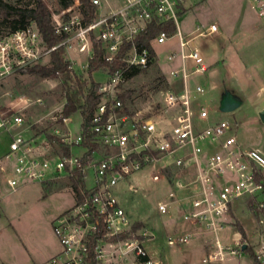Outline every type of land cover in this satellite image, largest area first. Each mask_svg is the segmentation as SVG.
<instances>
[{
    "label": "built area",
    "instance_id": "built-area-1",
    "mask_svg": "<svg viewBox=\"0 0 264 264\" xmlns=\"http://www.w3.org/2000/svg\"><path fill=\"white\" fill-rule=\"evenodd\" d=\"M190 1L91 0L98 8L97 18L87 25L81 23L80 14L69 20H66L68 14L58 21L52 19L54 32L63 37L55 46L47 47L43 43L33 23L0 38V80L15 71L43 64L59 47L64 48V58L71 64L70 51L86 55L88 60L92 45L99 42L104 62L112 65L121 48L131 44L121 57V65L105 74L106 81L99 85L100 101L87 129L100 151L92 152L91 160L83 163L87 148L82 146V131L76 137L69 131L62 137L56 136L68 147L69 154H60L55 148L54 155L46 158L36 153L34 140L16 131L23 125L19 115L14 111L0 113V130L9 136L8 152L4 155L8 165L0 168L8 190H17L27 183L45 182L53 176L68 178L75 170H79L85 180V171L91 172L93 186L86 187L89 196L53 220L52 232L60 252L44 264H161L149 257L145 243L150 237L138 229L132 230L134 222L115 195V188L122 182H126L131 193H136L134 179L146 170L150 171L152 182L165 180L171 185L167 201L157 204L158 212L166 215L172 206L182 207V222L212 237L203 263H221L245 254L241 241L223 244L219 233L234 202H250L254 210L264 208V154L259 149L241 146L233 133L235 124L220 120L201 128L195 122V118L207 120L208 112L204 107L196 113L193 111L192 92L186 86L188 75L183 68L180 72L170 71L172 77L181 74L183 87L180 91L168 89L162 94L159 116H149L151 112L142 111L126 113L119 99L132 68L144 70L154 62L146 48L134 44L152 23L164 26L171 23L175 31L172 34L157 32L149 40L151 47L177 35L179 52L169 53L167 61L188 59L197 65L195 72L205 71L197 51H183L186 43L178 31L179 14ZM112 2H119L116 9L99 14L100 7L113 6ZM250 7L264 24V0H250ZM216 31V25H210L207 34ZM194 93L200 95L203 89L197 86ZM57 118L54 119L57 121ZM69 120L61 118L60 125L66 127ZM55 133L57 135L58 131ZM76 149L83 152L76 154ZM177 190H182L184 195L178 196ZM193 236L190 231L183 232L169 236L165 244L178 248L188 244ZM260 255L264 257V242L254 253L255 261Z\"/></svg>",
    "mask_w": 264,
    "mask_h": 264
},
{
    "label": "rangeland",
    "instance_id": "rangeland-1",
    "mask_svg": "<svg viewBox=\"0 0 264 264\" xmlns=\"http://www.w3.org/2000/svg\"><path fill=\"white\" fill-rule=\"evenodd\" d=\"M2 1L22 8H33L36 2L35 0ZM39 1L48 12L51 22H53L52 19L58 21L65 14L58 6V0ZM78 1L73 0L74 5L66 13L68 14L66 20L79 16ZM249 4L250 0H201L200 6L203 11L189 14L188 18L193 28L217 19L226 23L230 29L234 26L236 14L246 20L245 29L237 28L225 35L223 39L217 33L196 38L191 42V47L199 48L207 57L210 55L212 63L208 69H213V73L217 75L213 84L208 76H192L197 79L198 86L203 89L202 94H193L192 108L196 113L200 107H204L209 113L207 122L226 120L235 124L233 133L241 146L243 148L256 146L264 153V122L258 117V111L264 108V24L257 22L255 12ZM181 21L179 18V24ZM9 32L10 28L0 20V38ZM153 46L158 54V62L156 60L155 64H151L128 79L123 86V94L129 93V97L123 100V111L126 113L142 111L151 112L149 116H159L162 94L168 89L178 91L181 88V85L174 82L168 75L175 61H166L167 54L178 51L177 39L174 38L160 45L154 43ZM209 49L211 52L208 54ZM69 55L73 60L71 67L74 74L80 79H87L86 55H77L72 51ZM47 62L46 59L43 64ZM106 79L105 74H93V80L99 84L104 83ZM212 85H214L213 88ZM227 95L240 101L241 105L235 111L224 114L219 112V107L222 99ZM37 100H40V103H37ZM64 102L59 79L45 80L15 71L0 80V113L9 114L14 111L19 115L23 120L20 129L22 132L23 129H28L36 134L38 137L35 142L36 149L45 157H52L56 151L54 146L46 145L45 135L62 137L69 131L73 137H76L81 132L82 117L79 111L70 117L66 127L61 126L54 119L58 117ZM195 122L201 128L206 125V120L200 121L195 118ZM56 131H58L57 135ZM7 146L8 135L0 130V157L6 151ZM82 152L83 150H74L76 154ZM85 174V185L91 188L93 180L90 170L87 169ZM149 175V170L142 171L138 175L141 180L140 183L137 182L136 193H129L123 185L125 182L117 187V194L129 202L136 216L149 215L158 201H167L168 198V187L162 181L152 182ZM65 184L69 185V182L56 181L50 194L45 185L26 184L1 201L0 246L6 249L3 260L11 257L13 249L20 248L22 244L26 246L36 244L38 233H42L48 243H55L50 233L52 223L50 222L48 226V220L61 207L67 206L70 203L69 200L72 199L71 192L64 191ZM234 206L240 208L236 209L238 210L236 213L247 231L245 239L241 242L255 253L259 251L264 242L260 226L243 200L236 201L232 207ZM9 223L14 226L15 231L9 227ZM235 226H239V223L235 222ZM245 254L248 260L252 259L246 252ZM251 262L252 264H264V257L260 255V259Z\"/></svg>",
    "mask_w": 264,
    "mask_h": 264
},
{
    "label": "crops",
    "instance_id": "crops-1",
    "mask_svg": "<svg viewBox=\"0 0 264 264\" xmlns=\"http://www.w3.org/2000/svg\"><path fill=\"white\" fill-rule=\"evenodd\" d=\"M202 1H205V0H202ZM112 3H113V6H109V7L108 6L107 7L102 6V7H100L99 8V14H106L107 12H109L110 9L114 10L119 5V2H112ZM200 4H201V0H199V1L192 0V1L188 2L186 4V6L183 7L182 12L179 14V18L182 21L180 24L178 22V31L180 33L182 41L186 43L185 47L183 48V51L185 53H188L191 51H197L202 58V65L205 67V71L201 72V73L200 72L197 73V72H195L197 65H195L194 62H192L191 60H188V59L182 61L179 58H176L173 60V61H175V63L172 66V68H170V70L168 71V75H169L170 71H172V70H177L178 72H180L182 68L184 69L185 73L188 75V77L186 79V86L189 89V91L192 92V101H193V97H194L193 94H195L194 89H195V87L198 86V83L196 82L197 79H195L192 76H196V75H197V77H200L201 75H205L206 77L208 76L211 84H213L214 83L213 80L214 81L216 80L217 75H215L213 73V69H208V67L212 63L211 62L212 58L210 57V55L207 57L205 54H202V52L199 50V48L191 47L190 46L191 42L193 40H195L196 38H203L206 35L211 36V35L217 34V33H218V35L221 36V39H223L225 37V35H227L228 33H232V31L237 30V28L239 30H241L240 27H242V29L246 28V26H245L246 20L242 19L241 15H239V14L235 15L234 26L230 29H228L229 26L226 23L220 22L217 19H214L213 21H210L209 23H207L205 25H202V24L196 25V27L193 28L192 24H191V20L188 18V16H190L189 14L192 15V13L194 14V13H199V12L203 11ZM249 6H250V4H249ZM255 18H256L257 22L259 23L260 21L257 19L256 15H255ZM210 25H216L217 31L215 33H212V34H207V29ZM199 32H203L202 35H199ZM174 38L177 39V42H178V51L175 53H178L179 52L180 39L177 35H175L170 40H172ZM153 45H152L153 51H154L155 56H156L153 63L155 64L156 60L158 62V54L156 53ZM210 52L211 51L209 49L208 54ZM167 55H166V57H167ZM166 61H167V59H166ZM169 77L174 82H178L181 85V88L178 90V91H180L183 87L181 74L178 73V75L176 77H172L169 75ZM213 87H214V85H212V88ZM260 114L264 115V108H261L258 111V117L260 116ZM208 117H209V113H208ZM208 117H207V119H208ZM259 120H260V117H259ZM214 122H215V120L208 121V122L206 120L205 126L212 124ZM16 131H22V130L19 128ZM22 135L25 138L34 140V142H36L38 139L36 134L33 133L32 131L28 130V129H23ZM8 145H9V136H8ZM46 145H48V147L52 146V145H50V143L48 141H47ZM253 148L259 149L256 146H251L248 148L246 147L245 149H253ZM76 150H78V149H76ZM7 152H8V146H7V149L4 152V154L0 157V168H2V167L4 168L5 166L7 167V165H8V163L4 160V155ZM36 153L39 156L45 157L44 154L39 153V151L37 149H36ZM46 158H47V156H46ZM59 180L68 181V178L59 175V176H53L45 182H41V183L32 182V183H37L40 185H46V187L49 191V194H50L53 190L54 183L56 181H59ZM140 180H141V178L139 176H137L134 179L135 184L137 182L140 183ZM162 182L168 187V189L170 191L171 185L168 184L169 182L167 183V181H165V180H162ZM32 183H27V184H32ZM122 183H124V182H122ZM122 183H120V184H122ZM138 183L136 184L137 187H138ZM123 185H124V187H126L128 189L126 182ZM117 187L115 188V195H116L120 205L128 213V215L130 216V218L134 222V224L140 225L138 230L140 232L146 233L150 237L145 243V248H146V251H147L149 257L151 258V260L156 261V262H160L161 264H205L202 262V260L204 259L206 254L210 251L209 250L210 249L209 243L212 240V237L209 234L203 233L201 229H196L193 226H191L190 224L183 223L182 219H181V215H182L184 209L182 207H178V206L174 205L171 207L168 214L161 215L157 210V204L159 202H162V201H158L155 208L154 209L152 208V211L150 212L149 215H146L145 217H141L140 215L136 216L133 214V211L131 210V207L129 206V202H126V200L122 196L117 194V192H118ZM66 190H67V192L68 191L71 192L72 199L69 200L70 203L67 206L61 207V209H59L57 213H54L49 217L48 226L50 225V222L52 223L53 220L58 215H60L61 213H63L67 209H69L75 203L74 193L70 187V184L64 185V191H66ZM14 191L8 190V188L6 187V185L4 183V173L0 171V203L7 195L14 193ZM129 193H131V192L129 191ZM177 194H178V196L181 197L182 195H184V192L182 190H177ZM243 202L246 203L245 201H243ZM236 209L239 210L240 208H235V206L234 207L231 206L229 215L225 218L224 227L222 228V230L219 233L220 240L222 241L223 244H226V245H232L237 240L242 241L241 234L237 230V227L235 226V222L239 223V226L242 229L244 235L245 236L247 235V231L244 229L242 221L240 220L238 213H236L238 211ZM3 213H4V211H3ZM5 218L8 219L7 217H5ZM8 225H9V227L12 228L13 231H15L14 226L11 223H9ZM187 231L194 233L193 239L188 244L180 246L178 248H169L166 246V244H165L166 238H168L169 236H174V235L181 234V233L187 232ZM50 233L53 235L55 243H52V244L48 243L45 240L43 234L38 233L36 244L27 245V246L22 244V246L20 248L13 249V251H12L13 253L11 252L13 255L10 254L11 257L10 256L7 257V260H3L4 252L6 249L3 248L2 246H0V264H44L47 260H49L51 257L55 256L56 254H58L60 252V246H59L58 241L55 238L52 230ZM251 261H253V259L248 260V258H246V254L242 253V254L230 257L228 260H226L224 262L216 263V264H252Z\"/></svg>",
    "mask_w": 264,
    "mask_h": 264
},
{
    "label": "trees",
    "instance_id": "trees-1",
    "mask_svg": "<svg viewBox=\"0 0 264 264\" xmlns=\"http://www.w3.org/2000/svg\"><path fill=\"white\" fill-rule=\"evenodd\" d=\"M35 1L36 2L33 8H22L11 6L0 0V20L3 23H6L10 28L9 33L25 29L27 26L33 23L37 28L43 43L47 47L55 46L62 41L63 37L57 35L54 32L49 14L41 2L39 0ZM79 2L81 23L83 25H87L93 22L97 18V6L93 5L91 0H79ZM73 5V0H58V6L60 9H63L65 14L71 10ZM160 31H165L168 34H172L175 31V27L171 23L168 26L152 23L147 26L146 30L136 38L134 41L135 46L146 48L150 52L152 58L155 59L156 56L149 43V40L154 34ZM130 46L131 44H125L121 48L115 63L109 65L103 60L101 44L99 42L94 43L92 45V55L87 60V66L85 69L87 79H80L74 74L71 64L64 58L63 47H59L51 52L49 60L46 64H38L18 71L20 74L31 75L40 79H59L61 81V91L65 102L61 111L59 112L57 122L60 123L61 118L63 117L70 118L74 113L78 111L80 112L82 117V146L87 148V153L84 155L83 163L85 161L91 160L92 152L100 151L99 146L91 141V134L87 129L89 121L96 109L97 104L100 101L99 95L97 94L100 84L93 80V74H110L116 70L121 65V57ZM141 71L143 70L133 67L132 71L127 74V79H130ZM128 94L120 95L119 99L121 101L125 100L127 97H129ZM45 137L60 154H69L68 147L65 146L59 140V138L52 135H45ZM68 181L74 193L75 203H82L83 200L89 196V191L86 188L82 174L79 172V170H75L72 172L71 176L68 177ZM45 188H47L46 185ZM247 209L251 212L257 224H259L264 239V208L260 210H254L250 206V202H247ZM139 226V224H134L132 230H137ZM236 227L241 234L242 240L245 239V235L240 226ZM121 237L122 236H119L118 238ZM245 252L255 261L254 253L248 246L245 247Z\"/></svg>",
    "mask_w": 264,
    "mask_h": 264
},
{
    "label": "water",
    "instance_id": "water-1",
    "mask_svg": "<svg viewBox=\"0 0 264 264\" xmlns=\"http://www.w3.org/2000/svg\"><path fill=\"white\" fill-rule=\"evenodd\" d=\"M241 105L240 101L233 98L230 95H227V97L223 98L221 101V105L219 107V111L221 113L227 114L235 111L239 106ZM260 120L264 122V115L260 114ZM246 245L242 246V250H244Z\"/></svg>",
    "mask_w": 264,
    "mask_h": 264
}]
</instances>
